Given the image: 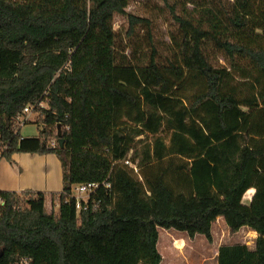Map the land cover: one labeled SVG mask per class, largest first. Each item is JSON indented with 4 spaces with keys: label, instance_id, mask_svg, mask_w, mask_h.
<instances>
[{
    "label": "trees",
    "instance_id": "obj_1",
    "mask_svg": "<svg viewBox=\"0 0 264 264\" xmlns=\"http://www.w3.org/2000/svg\"><path fill=\"white\" fill-rule=\"evenodd\" d=\"M162 1L170 41L131 0H0V157L63 170L60 192L0 190V264H163L160 227L212 242L219 216L258 236L218 264H264V0ZM28 105L36 136L9 123Z\"/></svg>",
    "mask_w": 264,
    "mask_h": 264
},
{
    "label": "rangeland",
    "instance_id": "obj_2",
    "mask_svg": "<svg viewBox=\"0 0 264 264\" xmlns=\"http://www.w3.org/2000/svg\"><path fill=\"white\" fill-rule=\"evenodd\" d=\"M160 7H165L162 0H131L128 10L138 14L147 13L152 9H157V12L160 11L159 34L165 37L167 41H170V25L168 22H165L170 17L168 11L162 13L163 11L160 10ZM115 22L116 28H122L128 23V20L127 17L123 15H117ZM44 105L46 104L44 103ZM36 116L37 113L32 112L30 114V120H34ZM133 131L134 128H131L130 132L133 133ZM23 133L38 135V124L34 122L26 124ZM151 139V134L137 136L134 146L140 149ZM74 193L75 195L79 194L77 191ZM251 196L252 194L250 193L245 195L244 201L246 204L250 203ZM48 207L50 210L53 207L52 198L50 196L48 197ZM159 231L160 241L158 247L163 256V264H218L220 246L225 244L245 243L248 244L250 248L255 249L258 236L255 231L246 227L236 233L232 232L223 216H219L215 221L213 229L214 239L212 242L208 241V239L202 234L190 237L186 232H181L176 229H165L162 227L159 228Z\"/></svg>",
    "mask_w": 264,
    "mask_h": 264
},
{
    "label": "crops",
    "instance_id": "obj_3",
    "mask_svg": "<svg viewBox=\"0 0 264 264\" xmlns=\"http://www.w3.org/2000/svg\"><path fill=\"white\" fill-rule=\"evenodd\" d=\"M24 126L20 128L22 135L36 136L23 133ZM0 190H33L47 194L60 192L63 190L61 160L54 153L40 155L20 152L13 155V161L0 157ZM245 227L250 228L244 226L241 230Z\"/></svg>",
    "mask_w": 264,
    "mask_h": 264
},
{
    "label": "built area",
    "instance_id": "obj_4",
    "mask_svg": "<svg viewBox=\"0 0 264 264\" xmlns=\"http://www.w3.org/2000/svg\"><path fill=\"white\" fill-rule=\"evenodd\" d=\"M44 103L45 102H42L41 105L46 106L44 105ZM35 107L36 105H28L24 108L22 115H20L16 119L9 120V123L12 126V130L14 133L18 132L22 126L29 122L30 114L34 112ZM66 117H68V115H66ZM67 128H69V126H67ZM52 144L55 145V141H53ZM125 164L130 165L135 170V172H139L138 167L133 164L130 159H126ZM99 186V183L91 182L86 184H80L75 187V191L79 193L78 195H76L77 207L79 209L82 207V200H87Z\"/></svg>",
    "mask_w": 264,
    "mask_h": 264
},
{
    "label": "water",
    "instance_id": "obj_5",
    "mask_svg": "<svg viewBox=\"0 0 264 264\" xmlns=\"http://www.w3.org/2000/svg\"><path fill=\"white\" fill-rule=\"evenodd\" d=\"M60 142H61V144H63V142H64V139H60Z\"/></svg>",
    "mask_w": 264,
    "mask_h": 264
}]
</instances>
